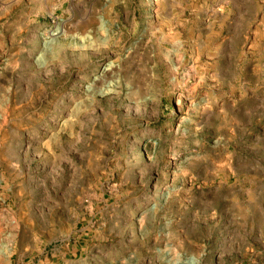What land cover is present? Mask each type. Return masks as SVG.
I'll return each instance as SVG.
<instances>
[{
	"label": "rangeland",
	"instance_id": "obj_1",
	"mask_svg": "<svg viewBox=\"0 0 264 264\" xmlns=\"http://www.w3.org/2000/svg\"><path fill=\"white\" fill-rule=\"evenodd\" d=\"M0 264H264V0H0Z\"/></svg>",
	"mask_w": 264,
	"mask_h": 264
}]
</instances>
